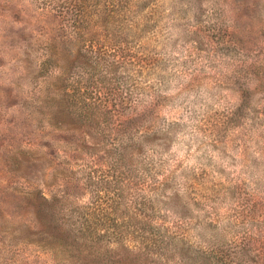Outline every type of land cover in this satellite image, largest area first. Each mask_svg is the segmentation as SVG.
Listing matches in <instances>:
<instances>
[{"label": "rangeland", "instance_id": "rangeland-1", "mask_svg": "<svg viewBox=\"0 0 264 264\" xmlns=\"http://www.w3.org/2000/svg\"><path fill=\"white\" fill-rule=\"evenodd\" d=\"M39 191L105 259L264 264V0H0V264L70 263Z\"/></svg>", "mask_w": 264, "mask_h": 264}, {"label": "trees", "instance_id": "trees-1", "mask_svg": "<svg viewBox=\"0 0 264 264\" xmlns=\"http://www.w3.org/2000/svg\"><path fill=\"white\" fill-rule=\"evenodd\" d=\"M37 195L39 196V208L48 211L51 227L58 233L52 234V238L54 239V246L60 249L52 250L56 252L60 250L68 256L62 262L68 263L70 259L69 264H102V262H107L108 264H136L130 256H120L117 259H105V255L108 256L109 251L107 249L105 251L100 249L98 239L95 236L93 238H86V236L75 233L73 228L62 226V223L56 217L53 199L47 198L42 193L40 194V191ZM87 226L90 229V226Z\"/></svg>", "mask_w": 264, "mask_h": 264}]
</instances>
